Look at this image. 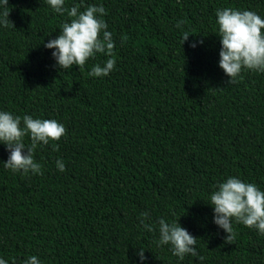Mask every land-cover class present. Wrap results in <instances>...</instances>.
Listing matches in <instances>:
<instances>
[{"label":"trees","instance_id":"1","mask_svg":"<svg viewBox=\"0 0 264 264\" xmlns=\"http://www.w3.org/2000/svg\"><path fill=\"white\" fill-rule=\"evenodd\" d=\"M75 5L104 7L113 57L60 69L44 44L70 18L46 0H8L13 27L0 25V112L55 119L66 129L34 150L42 175L4 168L9 152L0 143V258L264 264V234L233 221L236 236L226 243L208 204L229 177L264 191V73L242 70L228 83L215 16L231 7L264 18V0H65V8ZM109 58V75H89ZM23 142L31 147L29 137ZM142 212L152 232L141 225ZM160 219L178 220L204 260H180L170 245L158 246Z\"/></svg>","mask_w":264,"mask_h":264},{"label":"clouds","instance_id":"2","mask_svg":"<svg viewBox=\"0 0 264 264\" xmlns=\"http://www.w3.org/2000/svg\"><path fill=\"white\" fill-rule=\"evenodd\" d=\"M56 13L67 16L70 22L60 25L59 35L50 39L44 47L55 49L52 57L62 70L71 69L74 65L83 67L86 62L96 54L114 56L115 43L112 33L107 31L108 25L102 19L106 15L103 6H87L80 11V6L75 5L70 9L65 8V0H46ZM8 0H0V8L4 11L0 14V25L8 27L9 21L7 9ZM220 38L221 50L219 52V68L229 78L228 83H236L242 70L264 73V18L252 11L234 10L231 7L218 9L215 13ZM183 21H178L180 28ZM190 35L183 33L182 43L188 40ZM202 43V40L200 41ZM193 43L190 47H195ZM115 59L109 58L101 66L93 65L89 75L92 77H105L113 71ZM21 122L23 126H21ZM66 133L63 124L55 119H34L29 115L13 116L9 112H0V143L6 146L9 157L3 163V167L13 172L22 171L42 175L41 165L33 158V152L38 144L48 145L50 142L59 141ZM31 140V147H25V137ZM27 149V154L24 150ZM59 150V144L53 143V151ZM58 171H65L62 160L56 161ZM209 205L213 208V223L221 228L227 235L225 242L235 239L233 221L247 228L256 229L264 234V191L255 184L245 183L236 177H229L217 185L209 198ZM140 223L148 232L154 230L151 223H145L150 219L148 212L140 214ZM178 220L168 223L160 219L158 223V246L170 245L173 256L183 260L186 255L198 257L196 249L197 238L192 236L187 229L181 227ZM138 256L143 262L146 257L144 250L140 249ZM0 264L7 261L0 258ZM24 264H40L36 256L30 257Z\"/></svg>","mask_w":264,"mask_h":264}]
</instances>
